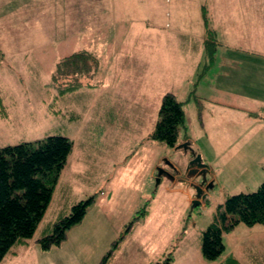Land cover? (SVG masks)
<instances>
[{
	"label": "rangeland",
	"instance_id": "obj_1",
	"mask_svg": "<svg viewBox=\"0 0 264 264\" xmlns=\"http://www.w3.org/2000/svg\"><path fill=\"white\" fill-rule=\"evenodd\" d=\"M0 1L2 10H10L8 0ZM40 1L46 4L34 3L29 24L23 21L18 27L14 25L15 36H19L17 43L7 36L0 37V147L66 135L74 141L73 156L95 159L71 164L69 157L34 235L18 248L16 257L10 260L13 254L8 253L1 264H99L115 240H119L118 246L106 264H153L170 253L171 264H220L230 256L237 258L239 264H264V223L243 222L224 231L225 249L217 258L208 259L202 251L203 231L214 220L218 206L230 195L253 192L264 182L261 160L248 162L244 152L247 147L243 145L235 148L234 158L237 160L243 153L244 166L225 162L230 152L217 147L206 130L195 125L200 116L192 102L177 145L191 141L204 162L214 165L218 180H214L208 198L199 204L189 201L185 192L166 191L176 179L183 191L190 190L194 196L196 193L181 180L192 151L152 137L159 118V100L165 91H159L163 73L160 64L156 62L157 72L141 77L142 82L134 74L127 77L129 80L118 77L115 82L110 78L99 82L92 39L99 28L98 20L82 8L80 25L66 19L67 26L63 27L68 7L64 2L68 0ZM166 1L134 0L126 4V11L135 18L132 29L136 37H145L142 33L146 23H161ZM210 2L207 0L208 15L212 12ZM257 4L264 11V0ZM142 17L146 20L138 19ZM68 30L70 34L63 36ZM149 39L151 43L159 42L157 36ZM69 46L79 49L74 51ZM79 51L90 54L88 71L77 66L76 73L71 69L70 77L60 79L58 65L64 69L74 67L69 66L71 61L65 56ZM190 75V70L180 73L172 85L179 89L182 79L189 80ZM199 101L206 114V100ZM136 107L145 110L136 114ZM231 135L238 140L257 137L264 142V127L249 136L244 132ZM236 166L240 168L236 170ZM245 166H249V171L243 173ZM77 169L82 172L80 176L75 175ZM161 170H169L174 176ZM208 177L213 180L212 173ZM81 201L86 203L84 217L67 229L60 244L43 249L39 239L52 233L55 223Z\"/></svg>",
	"mask_w": 264,
	"mask_h": 264
},
{
	"label": "crops",
	"instance_id": "obj_2",
	"mask_svg": "<svg viewBox=\"0 0 264 264\" xmlns=\"http://www.w3.org/2000/svg\"><path fill=\"white\" fill-rule=\"evenodd\" d=\"M132 1L134 0L64 2L68 7L63 27L67 26L66 19L76 22L79 26L82 8L98 20L99 28L94 31L92 39L98 58L95 74L99 82H104L108 78L115 82L118 77L124 80L132 74L142 82L141 77L157 72L155 63L158 62L163 69L159 91L165 90L164 93L174 91L184 102V126L186 127L188 106L194 102V108L198 109L200 116L195 125L198 124L199 128L206 130L217 147L222 146L230 152V155L224 158L225 162L243 163L244 166L246 162L243 153L237 160L234 158L235 148H243L244 145L247 147L244 152L248 156V162L261 160V168H264V142L257 137L238 140L231 135L232 132H244L249 136L258 130L262 131L264 127V11H261L259 9L261 5L257 4V2L261 4V0H211L210 15L207 13V0H167L165 12L160 15L161 23L159 21L146 23L147 27L142 33L145 37L142 36L141 39L135 36L132 29L135 18L126 11V4ZM8 2L10 10H2L0 1V37L7 36L17 43L19 36L18 34L15 36L14 25L18 27L23 21L29 24V12L35 8L36 0ZM51 3L53 2L49 4ZM182 3L186 5L183 6ZM45 4L46 1L36 2L37 6ZM205 11L209 21H205ZM75 13L79 14L78 17H71ZM13 15L17 20L13 21ZM120 15L126 19L122 20ZM26 18L28 20H25ZM138 19L146 20L144 17ZM59 23L61 24V21ZM47 26L48 22L45 29ZM209 29L214 31L217 40L215 58L211 63L205 46ZM69 34L70 30L63 33V36ZM149 36L152 39L157 36L158 44L151 43ZM65 41V45H68L67 38ZM69 48L74 51L79 49L74 46ZM206 63L208 66L204 69ZM188 70L191 73L189 80L182 79L181 90L175 89L172 84L177 82L178 75ZM164 93L159 100L161 104ZM200 98L206 100V114L202 111L204 105L199 101ZM144 110L143 107L134 108L136 114H142ZM73 153L74 149L69 156L71 164L74 162L82 164L86 159L90 161L95 159L93 156L76 158ZM208 164L213 170L211 172L213 180L217 182L215 167ZM239 168L240 166H236V170ZM244 168L243 173L249 171V166ZM76 171L75 175L80 176L81 170ZM182 171L184 172L183 169ZM174 183L166 188V191L185 192L188 200L193 201L194 195L190 190L183 191L176 179ZM24 242L17 244L9 252L13 254L9 256L10 260L17 256L18 248L26 244Z\"/></svg>",
	"mask_w": 264,
	"mask_h": 264
},
{
	"label": "trees",
	"instance_id": "obj_3",
	"mask_svg": "<svg viewBox=\"0 0 264 264\" xmlns=\"http://www.w3.org/2000/svg\"><path fill=\"white\" fill-rule=\"evenodd\" d=\"M204 15L205 21H209L206 11ZM205 46L211 63L215 58L217 46L212 29L207 31ZM1 55L2 51L0 58ZM65 58L70 59L69 66L74 67L64 69L58 65L57 74L60 79L70 77L71 69L76 73L77 66L84 71H88L91 66V57L86 51H79ZM79 61L82 63L79 64ZM207 66L206 63L203 68L206 69ZM55 78H58V75ZM69 86L67 84V87ZM2 107L0 102L1 111ZM184 123V102L174 91L165 92L152 137L176 146L179 130ZM73 149L74 141L66 135H49L34 141L0 147V264L17 244L34 235L49 207L55 187ZM85 212L84 201L73 205L72 212L55 223L53 232L39 239L40 246L50 249L51 246L60 244L67 236V229L80 221ZM243 222L247 225L264 223V182L253 192L230 195L218 206L214 220L203 231V255L208 259L219 257L225 249L223 232ZM118 243L119 240L113 242V246L99 264L108 262ZM172 260L170 253L153 264H171ZM237 262V258L230 256L220 264H239Z\"/></svg>",
	"mask_w": 264,
	"mask_h": 264
},
{
	"label": "water",
	"instance_id": "obj_4",
	"mask_svg": "<svg viewBox=\"0 0 264 264\" xmlns=\"http://www.w3.org/2000/svg\"><path fill=\"white\" fill-rule=\"evenodd\" d=\"M175 147L192 151V156L186 166V175L181 177V180L187 182L191 185L190 187H193L196 190L193 202L199 204L208 198L210 190H212L214 186V180H210L208 177L211 173V169L208 167L207 163L203 161L201 153L194 150L191 141H185ZM163 171L172 177L174 176V173L169 170H161V172Z\"/></svg>",
	"mask_w": 264,
	"mask_h": 264
}]
</instances>
